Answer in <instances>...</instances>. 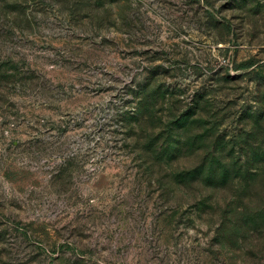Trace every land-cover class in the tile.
<instances>
[{"label":"rangeland","instance_id":"rangeland-1","mask_svg":"<svg viewBox=\"0 0 264 264\" xmlns=\"http://www.w3.org/2000/svg\"><path fill=\"white\" fill-rule=\"evenodd\" d=\"M0 264H264V0H0Z\"/></svg>","mask_w":264,"mask_h":264}]
</instances>
